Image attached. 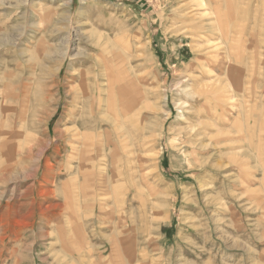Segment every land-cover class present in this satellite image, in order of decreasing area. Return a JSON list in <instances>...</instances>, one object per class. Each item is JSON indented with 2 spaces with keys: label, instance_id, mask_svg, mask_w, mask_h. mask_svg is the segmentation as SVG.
<instances>
[{
  "label": "rangeland",
  "instance_id": "rangeland-1",
  "mask_svg": "<svg viewBox=\"0 0 264 264\" xmlns=\"http://www.w3.org/2000/svg\"><path fill=\"white\" fill-rule=\"evenodd\" d=\"M1 1L0 264H264V0ZM100 86L111 183L94 167L81 208L75 161L33 177L26 143L65 146L74 91Z\"/></svg>",
  "mask_w": 264,
  "mask_h": 264
},
{
  "label": "bare ground",
  "instance_id": "bare-ground-1",
  "mask_svg": "<svg viewBox=\"0 0 264 264\" xmlns=\"http://www.w3.org/2000/svg\"><path fill=\"white\" fill-rule=\"evenodd\" d=\"M1 4H3V1L0 2V5ZM43 67H42V76H44V75L47 76L49 74V72H51L50 68L45 66V65ZM65 67L66 66H65L64 63H60L57 66L56 75H55L57 78L64 71ZM3 76H4V74H3ZM2 79H3V77H2ZM5 81L9 82L6 79H5ZM11 83H13V81H11ZM99 83L102 84L101 82H99ZM200 88H201V86H200ZM206 88L207 87L204 86L202 88V90L199 91V96H198L197 100H200V98L204 99V95H205V92H206L205 89ZM48 91H49V89H48V86H46V85L40 87V89H39L40 96H41L40 99H39V102L41 104V107L45 106L47 104V102L49 101V97L50 96H49V92ZM105 91L106 90L102 89V87L100 86L99 89L97 88V89H95V91H92L91 93H87L86 92V98H87V94H89L88 95L89 101H87L85 99V94L83 93L82 89H80V88L77 89L76 90V94H75V91H74V94H73L74 95V103L76 101V105L74 106L73 115L72 116L75 119L72 118V116H70L71 117V122H72L71 124H73V126H72V128H70L66 133L62 134V136H61V143H63L65 146H63V147L59 146L60 148L59 147L57 148V147L54 146V144L51 141H50V143L47 142V141H40L35 136H28V139H27L28 142L26 143V145L33 144V147L26 148V150H27L26 158L28 160H32L34 158V149L38 150V154H37V157H36L37 166H36V169L34 171V176L33 177L37 178V175H38L39 171L41 170L42 161L43 160H45V169L48 168V170L51 171L50 173L52 175H56L55 176L56 178H58L59 176L63 175L67 171L72 173L73 172V168L71 167V164L74 163V161H75V164H74L75 165L74 166L75 167V188L79 189V191H78V202H79V205H80L81 208H83L84 205L88 201H90L89 191H88L89 184H87V179L86 178L90 175L91 170H93L94 167H98L99 168V172L98 173H99V176H102V180H105V182L111 183V181L109 180L110 179L109 178L110 174L108 172V169H109L108 167L111 165V162H109V160H108L109 157H108V155L106 153V149L111 145V140L107 137V132H108V129L110 128V126L113 125L114 123L112 124V122L109 119L110 104H109L108 100L106 99V97L103 94ZM85 101H86V103L88 105L87 107H85V105H83V103H85ZM79 105H81V106H79ZM205 113L206 112H204V114ZM98 115H101L100 116L101 118H99ZM78 116H79V118H76ZM195 118H196V120L200 121L203 118V114L199 113V114H197L195 116ZM67 127H70V126H67ZM194 129H195V136H202L203 133L206 132V130H204L203 123L202 124L201 123L197 124L194 127ZM89 131H92L93 134L92 135L88 134ZM193 137H194V135H193ZM209 140H210V138H209ZM212 142H213V140H212ZM57 145H59V144H57ZM66 148L71 151V156L69 158L70 160H68V163L66 164V166H63V165L59 166L60 168H59V170H57L58 172H55V174H54L53 171H56V170L53 169L54 166L51 167L49 165V161L50 160L52 161L53 158H56L57 156H60L61 153L66 151ZM199 148L201 149V147H199ZM89 167H91V168H89ZM96 176H97V174L94 176V178ZM55 177L53 176L52 178H55ZM36 181L37 180L35 179V184L31 185L27 189V193L30 192V193H33V195H34V193L36 191H39L37 189L41 188L42 184L41 183L38 184ZM46 183H47V181H46ZM36 187H37V189H36ZM45 187H46V184H45ZM53 192H52V194H53ZM101 198H103V197H101ZM42 215H43V213H42ZM78 223H80V227H81V230H82V238L83 239L79 240V238L75 237V246L71 245L69 249H66V250H68L66 254H68V253L69 254H73V253L69 252V250L75 249V252H77L79 254V256L80 255L81 256L84 255V251L86 250V247H87L86 243H87V241H90V234H88L87 231H88V228H90L89 226L92 223V221L90 222L87 219V216L83 212H81L80 213V219H79ZM66 228H68V227H66ZM70 230H71V233L73 234V232H74V231L72 232L73 229H70ZM72 234L70 235L71 236L70 243L74 242V237L72 236ZM74 235H75V233H74ZM66 246L64 245L63 248L65 249ZM57 252H58V250H57ZM1 254H2V252H1ZM10 254H12V253H10ZM88 255H89V253H88ZM16 257H18V256H16ZM79 259H82V257L81 258L79 257ZM87 259H88V257H87ZM93 261H95V260H93Z\"/></svg>",
  "mask_w": 264,
  "mask_h": 264
}]
</instances>
